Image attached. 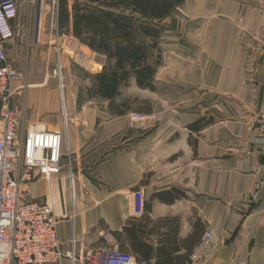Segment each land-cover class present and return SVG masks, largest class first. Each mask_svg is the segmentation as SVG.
Masks as SVG:
<instances>
[{
    "label": "crops",
    "instance_id": "1",
    "mask_svg": "<svg viewBox=\"0 0 264 264\" xmlns=\"http://www.w3.org/2000/svg\"><path fill=\"white\" fill-rule=\"evenodd\" d=\"M194 1L189 38L197 52L188 67L174 63L171 72L159 68L160 59L155 118L107 117L96 100L83 103V127L69 129L74 190L66 169L31 183L27 201L53 204L60 249L75 254L74 261L63 255L48 264H94L104 250L141 264H264V162L256 143L264 109V0L187 3ZM18 57L13 65L22 77L12 85V103L22 131L59 129L63 110L74 107L51 75L54 56ZM130 85L149 99L135 78ZM137 189L146 198L140 218L132 204ZM208 229L223 242L210 257Z\"/></svg>",
    "mask_w": 264,
    "mask_h": 264
},
{
    "label": "built area",
    "instance_id": "2",
    "mask_svg": "<svg viewBox=\"0 0 264 264\" xmlns=\"http://www.w3.org/2000/svg\"><path fill=\"white\" fill-rule=\"evenodd\" d=\"M18 11V0H0V264H48L60 260L63 255L74 261V250L63 254L60 249L53 204L27 201L30 185L37 178L49 181L66 169L74 190L75 174L74 154L69 144L70 121L65 109L59 129L48 130L39 125L29 126L26 133L21 129L18 111L12 103L15 93L12 85L22 74L7 59V45L16 35L13 22ZM62 69L59 57L54 75L59 77L64 94ZM248 70L252 77V64ZM259 131L256 143L264 162V109ZM132 204L134 217H142L146 206L142 189L133 192ZM203 243L210 248L206 253L208 257L223 245L210 229L206 230ZM92 262L141 264L135 256L119 250L100 251L92 257Z\"/></svg>",
    "mask_w": 264,
    "mask_h": 264
},
{
    "label": "rangeland",
    "instance_id": "3",
    "mask_svg": "<svg viewBox=\"0 0 264 264\" xmlns=\"http://www.w3.org/2000/svg\"><path fill=\"white\" fill-rule=\"evenodd\" d=\"M58 3L59 0H18V16L13 22L16 35L9 42V48H7L8 62L13 65L15 60L20 61L21 58L18 55H22L24 58L22 60L26 61L30 54L38 51L50 52L55 59L51 75L58 85L60 79L54 75V71L60 57L67 104L70 97L74 107L70 111L67 105L70 128L81 129L83 127L80 118L77 120L83 112V103L94 100H96V106L107 117L129 112L135 120H153L155 118L153 111L157 105L156 86L161 83L159 81L155 80L154 89H149L151 93L149 99L141 97L140 91L133 90L130 82L124 86V88L126 87L125 93L122 95L120 93L113 100L94 95L91 92L99 74L97 71L100 69L98 65L100 56L103 55L91 51L71 32L58 28ZM203 4L202 0L200 5ZM195 7V1L186 2L166 21L165 32L159 41L160 52L159 54L155 53L162 60L160 69L166 67L167 72H171L175 68L174 63L178 68L188 67L189 56L191 53L197 52V46L189 38L190 15L195 11ZM58 48H60V55ZM103 64L101 71L107 66L106 57Z\"/></svg>",
    "mask_w": 264,
    "mask_h": 264
},
{
    "label": "trees",
    "instance_id": "4",
    "mask_svg": "<svg viewBox=\"0 0 264 264\" xmlns=\"http://www.w3.org/2000/svg\"><path fill=\"white\" fill-rule=\"evenodd\" d=\"M187 1L59 0V29L106 57L91 92L113 100L132 78L139 88L154 89L165 23Z\"/></svg>",
    "mask_w": 264,
    "mask_h": 264
}]
</instances>
